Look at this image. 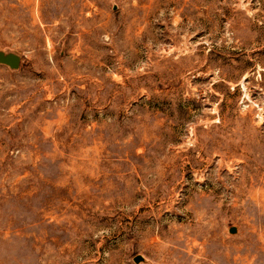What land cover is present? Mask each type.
<instances>
[{"label":"rangeland","instance_id":"1","mask_svg":"<svg viewBox=\"0 0 264 264\" xmlns=\"http://www.w3.org/2000/svg\"><path fill=\"white\" fill-rule=\"evenodd\" d=\"M0 54V264H264V0H0Z\"/></svg>","mask_w":264,"mask_h":264},{"label":"water","instance_id":"2","mask_svg":"<svg viewBox=\"0 0 264 264\" xmlns=\"http://www.w3.org/2000/svg\"><path fill=\"white\" fill-rule=\"evenodd\" d=\"M0 61L17 68L20 66L21 58L17 55L5 56L3 54H0ZM140 259H142L141 256L135 258L136 261H139Z\"/></svg>","mask_w":264,"mask_h":264}]
</instances>
